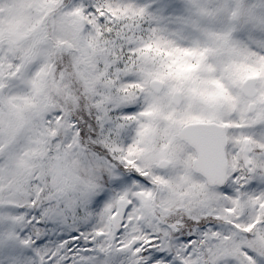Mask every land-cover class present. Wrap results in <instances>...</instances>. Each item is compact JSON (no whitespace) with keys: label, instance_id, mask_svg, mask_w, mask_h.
<instances>
[{"label":"snow or ice","instance_id":"obj_1","mask_svg":"<svg viewBox=\"0 0 264 264\" xmlns=\"http://www.w3.org/2000/svg\"><path fill=\"white\" fill-rule=\"evenodd\" d=\"M0 264H264V0H0Z\"/></svg>","mask_w":264,"mask_h":264}]
</instances>
